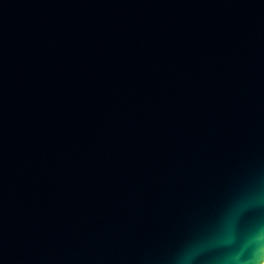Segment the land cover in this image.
<instances>
[{
  "label": "water",
  "instance_id": "95a60500",
  "mask_svg": "<svg viewBox=\"0 0 264 264\" xmlns=\"http://www.w3.org/2000/svg\"><path fill=\"white\" fill-rule=\"evenodd\" d=\"M261 201L264 0H0V264H170Z\"/></svg>",
  "mask_w": 264,
  "mask_h": 264
},
{
  "label": "clouds",
  "instance_id": "9594fccd",
  "mask_svg": "<svg viewBox=\"0 0 264 264\" xmlns=\"http://www.w3.org/2000/svg\"><path fill=\"white\" fill-rule=\"evenodd\" d=\"M239 218V211L229 214L219 232L188 245L171 259L170 264H193L194 258L203 252L221 249L227 251L213 257L208 264H264V224L257 223L241 233Z\"/></svg>",
  "mask_w": 264,
  "mask_h": 264
}]
</instances>
